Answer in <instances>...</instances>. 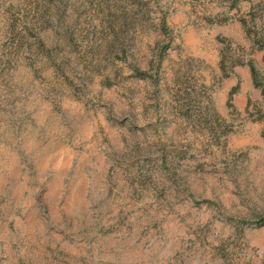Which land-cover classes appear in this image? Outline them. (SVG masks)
Returning <instances> with one entry per match:
<instances>
[{"label": "rangeland", "instance_id": "374dc122", "mask_svg": "<svg viewBox=\"0 0 264 264\" xmlns=\"http://www.w3.org/2000/svg\"><path fill=\"white\" fill-rule=\"evenodd\" d=\"M0 264H264V0H0Z\"/></svg>", "mask_w": 264, "mask_h": 264}, {"label": "trees", "instance_id": "16d2710c", "mask_svg": "<svg viewBox=\"0 0 264 264\" xmlns=\"http://www.w3.org/2000/svg\"><path fill=\"white\" fill-rule=\"evenodd\" d=\"M244 27H245V24H244ZM246 35L250 36L251 33H249L247 30H246ZM221 62V61H220ZM249 67H250V71L252 73V77L254 78V81H255V75H256V70H255V67L252 63H249Z\"/></svg>", "mask_w": 264, "mask_h": 264}]
</instances>
